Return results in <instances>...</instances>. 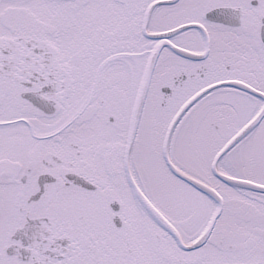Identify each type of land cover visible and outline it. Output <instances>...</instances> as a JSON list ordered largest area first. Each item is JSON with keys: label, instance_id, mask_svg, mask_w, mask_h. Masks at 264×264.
I'll return each instance as SVG.
<instances>
[{"label": "flooded vegetation", "instance_id": "af4514ba", "mask_svg": "<svg viewBox=\"0 0 264 264\" xmlns=\"http://www.w3.org/2000/svg\"><path fill=\"white\" fill-rule=\"evenodd\" d=\"M0 264H264V0H0Z\"/></svg>", "mask_w": 264, "mask_h": 264}, {"label": "water", "instance_id": "95a60500", "mask_svg": "<svg viewBox=\"0 0 264 264\" xmlns=\"http://www.w3.org/2000/svg\"><path fill=\"white\" fill-rule=\"evenodd\" d=\"M154 7V5H152L150 7V9H152ZM149 12L150 10L148 11L147 13V17L149 15ZM215 13V12H214ZM180 29H183L180 28ZM180 29L176 30V31H173L169 34H165V35H149L148 37L150 39H154V40H158V39H161V38H165L167 37L168 35H172L173 33L179 31ZM164 43H159L156 48L154 49L151 57H150V60H149V64H148V68H147V71L144 75V78H143V82H142V86L140 88V91H139V94L137 96V100H136V104H135V109H134V113H133V116H132V121H131V129L132 131H135L137 126H138V123H139V118H140V113H141V109H142V105H143V102L145 100V97H146V94H147V91H148V88H149V85H150V80H151V76H152V73H153V70H154V67H155V63H156V60H157V57L163 47ZM169 45L172 49L178 51V52H181L182 54H185L186 56L188 57H194L192 54L190 53H187V52H184L180 49H177L176 47H174L173 45L171 44H167ZM205 92H201L199 93L198 95H196L191 101H189L179 112V114L177 115V117L174 119L173 123L171 124L170 128H169V131H168V135H167V138H166V142H165V145H164V157H165V160H166V163L167 165L169 166L170 170L178 177H180L183 181H185L186 183L190 184L191 186H193L194 188H196L197 190H199L200 192H202L203 194L211 197L212 199H214L217 203H218V207L215 211V214L213 216V219L212 221L210 222V224L207 226L202 238L200 239V241L191 246V247H186L182 244V242L180 241V239L178 238V236L176 235V233L172 230V228L167 224V223H164L162 220H160V222L163 224V226L165 227V229L170 232L177 240L178 244L184 248L185 250H191V249H194L196 247H199L200 244L208 237V235L210 234V232L212 231V228H213V225H214V222L216 220V218L218 217V215L220 214L221 210H222V199L221 197L218 195V193H216L215 191L211 190L210 188H208L206 185H204L203 183L201 182H198V181H195L185 175H183L182 173H180L175 167L174 165L170 162L169 158H168V153H167V146H168V139H169V135L176 123V121L178 120V118L180 117V115L188 108V106L194 102L196 99H198L202 94H204ZM130 144V143H129ZM223 151L221 153H219V155L217 156V159L215 161V163L217 162V160L219 159V157L222 155ZM214 170L216 171V167H214ZM223 180L227 183H231V184H235V185H246L245 182H241V181H234V180H230L228 178H223ZM247 186H252V185H247Z\"/></svg>", "mask_w": 264, "mask_h": 264}, {"label": "rangeland", "instance_id": "374dc122", "mask_svg": "<svg viewBox=\"0 0 264 264\" xmlns=\"http://www.w3.org/2000/svg\"><path fill=\"white\" fill-rule=\"evenodd\" d=\"M205 124V120L204 119H202L201 120V123H200V125H204ZM156 138H157V136H156ZM155 138V140H154V146L158 149V144L156 143V141L158 140V139H156ZM187 142H188V144H191V138H188L187 139ZM186 151L188 152L189 151V149L187 148L186 149ZM197 155H199V156H204V151L203 150H200V148H197ZM204 167V166H203ZM166 172V171H165ZM167 181H165V187H166V185H167ZM171 183H173L177 188H179V189H181L182 191H184L185 193H186V195H190L191 197H195V200H196V202H192V204L193 203H196V204H201V208L202 209H204V206H205V200H204V198L203 197H201L197 192H195V191H193V190H191V188H189V186H185L186 184L185 183H183V182H180V181H171ZM186 187V188H185ZM172 188V187H171ZM176 192H178L179 193V190H176ZM173 195V194H172ZM193 199V198H192ZM194 201V200H193ZM171 203V202H170ZM191 203V202H190ZM172 204V203H171ZM173 204L175 205V201L173 202Z\"/></svg>", "mask_w": 264, "mask_h": 264}]
</instances>
